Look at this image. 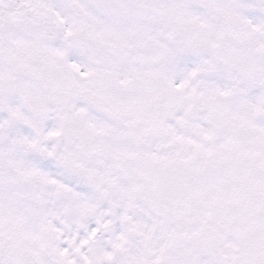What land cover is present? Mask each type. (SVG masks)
<instances>
[{
    "label": "snow or ice",
    "instance_id": "6c2138e0",
    "mask_svg": "<svg viewBox=\"0 0 264 264\" xmlns=\"http://www.w3.org/2000/svg\"><path fill=\"white\" fill-rule=\"evenodd\" d=\"M0 264H264V0H0Z\"/></svg>",
    "mask_w": 264,
    "mask_h": 264
}]
</instances>
